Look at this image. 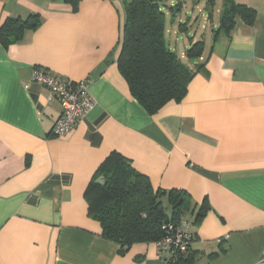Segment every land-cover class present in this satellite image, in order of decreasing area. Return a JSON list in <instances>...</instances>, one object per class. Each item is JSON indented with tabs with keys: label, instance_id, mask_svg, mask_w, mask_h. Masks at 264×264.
Segmentation results:
<instances>
[{
	"label": "crops",
	"instance_id": "0c3cea01",
	"mask_svg": "<svg viewBox=\"0 0 264 264\" xmlns=\"http://www.w3.org/2000/svg\"><path fill=\"white\" fill-rule=\"evenodd\" d=\"M124 1L80 0L72 12L63 0H0V25L41 19L0 45V264H175L154 243L121 253L90 218L87 197L111 154L154 190L190 197L186 264H264V0H233L255 12L252 25L238 17L228 36L215 33L186 96L154 115L117 67ZM34 68L89 85L93 107L63 137L52 134L61 108L30 82Z\"/></svg>",
	"mask_w": 264,
	"mask_h": 264
},
{
	"label": "trees",
	"instance_id": "16d2710c",
	"mask_svg": "<svg viewBox=\"0 0 264 264\" xmlns=\"http://www.w3.org/2000/svg\"><path fill=\"white\" fill-rule=\"evenodd\" d=\"M63 2L76 12L80 0ZM123 11L117 67L133 99L149 115H154L168 102L179 103L186 96L189 83L203 68L195 62L202 58L204 42L191 41L183 53L184 59L192 63L189 67L166 44L165 12L160 1H124ZM220 16L216 38L220 34L228 36L238 17L252 25L255 12L233 0H223ZM40 25L38 14L7 18L0 25V45L7 48L17 44L26 31H34ZM186 27L185 23L178 26L183 32ZM99 177L105 185L91 186V197H87L89 216L100 224L102 237L118 244L121 253L134 244L155 243L162 239L164 225L179 224L195 209L183 191L154 190L149 180L118 154H111L102 162L94 180ZM206 211L205 206L200 207L195 220L202 218ZM189 251L175 255V264L188 263Z\"/></svg>",
	"mask_w": 264,
	"mask_h": 264
},
{
	"label": "built area",
	"instance_id": "2783aa9c",
	"mask_svg": "<svg viewBox=\"0 0 264 264\" xmlns=\"http://www.w3.org/2000/svg\"><path fill=\"white\" fill-rule=\"evenodd\" d=\"M31 83L45 87L48 92V102H56L61 108V114L56 120L52 134L60 138L68 134L85 117L93 107V99L86 82L71 84L66 80L50 75L42 68H34ZM165 236L154 245L171 255L185 254L191 246V223L181 221L179 224L168 223L162 227Z\"/></svg>",
	"mask_w": 264,
	"mask_h": 264
},
{
	"label": "rangeland",
	"instance_id": "374dc122",
	"mask_svg": "<svg viewBox=\"0 0 264 264\" xmlns=\"http://www.w3.org/2000/svg\"><path fill=\"white\" fill-rule=\"evenodd\" d=\"M173 1V4H170ZM167 4V11H171L172 18L176 17L174 22L171 15L166 17V44L168 48L182 57L184 50L190 45V42L196 43L204 41V52L209 53L215 31L220 24L219 10L222 9V0H164ZM212 14V21L207 17ZM174 25H171L173 24ZM186 23L187 31H180L178 26ZM183 62L186 60L182 57ZM188 216L181 220L187 221Z\"/></svg>",
	"mask_w": 264,
	"mask_h": 264
},
{
	"label": "water",
	"instance_id": "95a60500",
	"mask_svg": "<svg viewBox=\"0 0 264 264\" xmlns=\"http://www.w3.org/2000/svg\"><path fill=\"white\" fill-rule=\"evenodd\" d=\"M95 184L100 185V186H104V185H105V181H104L102 178H99V179L95 182Z\"/></svg>",
	"mask_w": 264,
	"mask_h": 264
}]
</instances>
